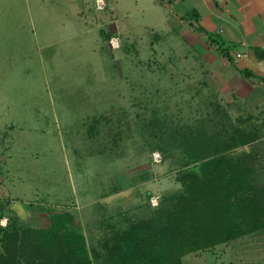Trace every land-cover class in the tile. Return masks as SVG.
<instances>
[{"label": "rangeland", "instance_id": "obj_1", "mask_svg": "<svg viewBox=\"0 0 264 264\" xmlns=\"http://www.w3.org/2000/svg\"><path fill=\"white\" fill-rule=\"evenodd\" d=\"M80 4L0 0V225L18 230L23 263L70 264L43 248L61 215L103 262L152 197L182 190L176 133L253 141L229 155L264 191V84L231 92L150 1ZM183 264H264V234Z\"/></svg>", "mask_w": 264, "mask_h": 264}, {"label": "trees", "instance_id": "obj_2", "mask_svg": "<svg viewBox=\"0 0 264 264\" xmlns=\"http://www.w3.org/2000/svg\"><path fill=\"white\" fill-rule=\"evenodd\" d=\"M193 15L188 19L194 20ZM206 35L232 62V46L217 35ZM243 75L255 77L246 71ZM175 138L185 160L179 174L182 190L162 197L157 207L151 205L153 215L147 221L115 232L106 244L105 260L98 264H183L189 254L264 234V191L255 183L252 168L229 155L253 141L237 136L219 141L209 134L176 133ZM55 225L42 234L43 248L62 250L70 264H94L79 218L57 216ZM19 243L16 228L0 225V264H35L20 261Z\"/></svg>", "mask_w": 264, "mask_h": 264}, {"label": "crops", "instance_id": "obj_3", "mask_svg": "<svg viewBox=\"0 0 264 264\" xmlns=\"http://www.w3.org/2000/svg\"><path fill=\"white\" fill-rule=\"evenodd\" d=\"M156 8L167 11L168 26L193 44L212 70L231 92L240 95L248 89L249 81L264 84V0H147ZM87 9L78 15L89 14V6L116 5L120 0H71ZM194 12V15L192 14ZM193 15L194 20H189ZM196 19L198 22H196ZM202 29L204 32H199ZM94 31V30H93ZM207 33L217 35L232 46V62L212 45ZM241 55V57H238ZM221 73H220V72ZM255 77L246 78L243 72ZM2 161V158L0 159Z\"/></svg>", "mask_w": 264, "mask_h": 264}, {"label": "built area", "instance_id": "obj_4", "mask_svg": "<svg viewBox=\"0 0 264 264\" xmlns=\"http://www.w3.org/2000/svg\"><path fill=\"white\" fill-rule=\"evenodd\" d=\"M238 57H241V55H238ZM155 162L160 163L161 162V155L160 154H154ZM151 204L153 207H157L159 205V198L152 197L151 198Z\"/></svg>", "mask_w": 264, "mask_h": 264}]
</instances>
